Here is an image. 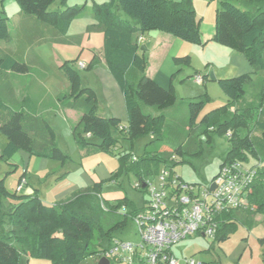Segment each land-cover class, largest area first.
I'll list each match as a JSON object with an SVG mask.
<instances>
[{
    "label": "trees",
    "instance_id": "trees-1",
    "mask_svg": "<svg viewBox=\"0 0 264 264\" xmlns=\"http://www.w3.org/2000/svg\"><path fill=\"white\" fill-rule=\"evenodd\" d=\"M15 1L27 16H34L38 23L52 25L60 39L67 20L75 10L72 8L63 16L58 10L49 9L54 0ZM93 10L99 23L91 24L87 29L102 31L104 62L124 96L127 118L125 130L118 128L122 124L119 118L104 117L96 112L94 92L91 88H80L79 75L72 65L73 61H65L60 65L71 88L68 93L61 94L58 101L64 107L81 111V126L74 128L75 137L92 148L109 152L114 151L118 143V137L111 134V127L131 142L134 138L147 134L160 135L164 124L162 111L176 102L171 87L161 86L145 73V62L141 54L143 51L140 49L142 44L137 43V34L157 29L192 43L202 44V41L192 0H107L95 4ZM119 11L128 15L135 24L121 17ZM32 25L36 26L35 22L23 24L22 29L20 27L25 40L30 41L37 36L34 33L37 27L32 28ZM8 37V17L0 11V40L5 41ZM211 39L243 54L255 70H264V0H221L215 10ZM21 57L22 55L13 52L1 54L0 71L27 73L29 67ZM173 60L189 64L190 56H175ZM92 64L93 61L90 65ZM252 80L250 72L216 79L227 102L200 117L206 94L204 98L188 100L187 123L191 134L186 144L146 151L144 155H136L135 159H132L131 151L118 153L120 165L126 171L133 172L137 181L142 184L152 178L160 166L172 169L175 154L181 157L185 154H199L201 149L196 142L199 134L218 132L225 135L230 130V148L222 162L247 161L245 152L253 155L258 162L250 191L246 195L248 206L224 211L215 218L219 224L213 236L215 242L226 239L237 222H243L255 211L264 214V168L260 167V148H264V112L258 105L260 116L255 120V125L259 134L251 138L248 127L250 107L246 109L245 106H237L245 96L244 86L252 83ZM27 99L28 97L25 98ZM29 106L32 111L25 104L14 109L0 99V158L7 159L15 151L22 149L29 155L66 159L67 156L56 145L55 133L50 124L36 114L32 104ZM143 106L152 107L156 113L145 112ZM198 117V125H195ZM90 137H94L96 141L90 140ZM7 195L0 181V264H17L20 253L26 257L36 255L51 259L54 264H79L87 256L100 257L110 239L115 233L123 231L130 216L139 210L126 197L105 203L94 187L54 205H46L37 196L25 194L17 202H12L9 207L11 211L3 210L2 199ZM15 196L13 195L14 198ZM100 203L106 207L105 212H110V217L109 213L101 211ZM122 205L127 210L119 213ZM4 218L10 222L7 227L3 226ZM103 221L107 222L105 229ZM94 231L99 233L101 241L99 248L91 250L89 243ZM102 240L106 241L104 245ZM260 242H264V239Z\"/></svg>",
    "mask_w": 264,
    "mask_h": 264
},
{
    "label": "rangeland",
    "instance_id": "rangeland-1",
    "mask_svg": "<svg viewBox=\"0 0 264 264\" xmlns=\"http://www.w3.org/2000/svg\"><path fill=\"white\" fill-rule=\"evenodd\" d=\"M106 1L54 0L49 9L58 10L60 15L66 16L75 8L61 37H74V40L58 42L61 39L57 37L52 25L46 22L38 23L34 16L24 14L15 0H0V11L8 17L9 29L8 39L0 40V55L12 52L20 54L29 67L27 73L0 71V99L14 109L25 104L31 111L29 105L32 104V99L33 110L50 124L55 133L56 145L67 156L64 160H57L29 155L25 150L19 149L7 159L0 158V181L8 194L2 199L3 210L11 211L9 207L12 202H17L19 197L25 194L37 196L46 205H54L93 187L105 203L126 197L133 201L135 206L141 207L147 193L134 188L137 178L133 172L126 171L120 165L118 153L131 151L141 156L146 151L186 144L191 134L187 123L186 102L198 97L204 98L206 94L199 117L227 102L225 94L217 84L218 78H229L243 72L251 73L253 82L244 86L245 96L237 106H245L246 109L250 107L249 134L251 138L259 134L255 120L260 116V108L264 112V70H255L250 65L249 71H240L238 57L243 54L211 39L215 10L221 0H192L199 33L204 39L202 44L192 43L157 29L142 33L145 40L140 44L147 48L141 52L145 73L154 74L166 86L170 84L176 97L175 104L162 111L164 124L160 135L147 134L136 137L131 142L111 127V134L118 137V143L115 150L109 152L92 148L79 141L73 132L75 127L81 126L79 113L72 110L68 112L58 101V97L68 93L71 88L60 65L65 61H73L72 65L79 75L80 88L93 89L98 99L104 97L103 78L110 75L106 63L95 57L90 65L92 51L102 50V31L87 28L91 24L99 23L93 10L94 5ZM113 9L115 10L114 7ZM119 15L131 20L122 11H119ZM32 22L36 24L34 27L32 25V28L37 27L34 29L37 36L28 41L25 40L20 27L22 29L23 24ZM156 33L169 35L170 39L158 37ZM184 55L190 56L189 64L174 62L173 57ZM78 59L85 63L84 68L76 66ZM195 72L204 75L202 84L194 81ZM143 110L156 113L149 106H143ZM199 117L195 125H198ZM89 139L96 141L94 137ZM196 142L201 152L197 155L185 154L183 157L175 154L172 169L186 182L207 183L216 174L219 164L230 148V141L222 133L208 132L196 136ZM260 151V167L264 168V148H260ZM245 155L250 165L258 162L249 152H245ZM20 177L25 180L24 186L21 191H15ZM13 195H16L15 198ZM247 206L248 201L242 209ZM99 208L106 211L102 203ZM105 213H109L110 217V212ZM102 223L105 229L107 222ZM9 225V220L4 218L3 226ZM115 235L132 241L139 239L131 219L127 227ZM261 239H264V214L255 211L243 222H237L228 237L220 242L213 241L210 236L198 234L176 242L171 246V250L179 259L178 264H189L185 259L190 257L203 264H264V242H260ZM100 241L101 236L94 231L89 248H99ZM102 241L104 245L106 241ZM94 263L95 260L87 256L79 264ZM17 264H54V261L36 255L26 257L20 253ZM110 264L127 263L113 260Z\"/></svg>",
    "mask_w": 264,
    "mask_h": 264
},
{
    "label": "built area",
    "instance_id": "built-area-1",
    "mask_svg": "<svg viewBox=\"0 0 264 264\" xmlns=\"http://www.w3.org/2000/svg\"><path fill=\"white\" fill-rule=\"evenodd\" d=\"M140 44L143 36L136 39ZM84 68L85 64L78 61ZM194 81L202 84L201 74H194ZM125 130V125H118ZM231 132H226L227 139ZM136 158L133 154L132 159ZM256 173V163L250 165L244 160H227L219 164L213 178L207 183L186 182L173 169L160 166L158 172L145 181L144 187L138 181L134 188L147 193V198L139 210L130 216L135 225L138 241L113 236L100 257L127 264H178L171 253L176 242L196 234L213 238L218 228L216 217L222 212L238 209L246 204ZM25 180L19 179L15 191H21ZM214 184V188L211 185ZM122 205L119 213L126 211ZM189 264H203L193 258L185 259Z\"/></svg>",
    "mask_w": 264,
    "mask_h": 264
},
{
    "label": "crops",
    "instance_id": "crops-1",
    "mask_svg": "<svg viewBox=\"0 0 264 264\" xmlns=\"http://www.w3.org/2000/svg\"><path fill=\"white\" fill-rule=\"evenodd\" d=\"M133 24H135V21H131ZM213 29H214V26H213ZM163 32V31H162ZM213 33V31H212ZM158 37H162L163 39H166V40H169L170 37L169 35H165V34H162V33H156ZM167 34V33H166ZM138 35L140 34H137V37ZM143 36V35H142ZM200 39L201 41L203 42V38L202 36L200 35ZM72 40H74V37H65V38H62L61 41H58V42H71ZM144 36H143V41H144ZM102 41H103V38H102ZM142 41V42H143ZM146 47V46H145ZM147 50V48H146ZM239 53V52H238ZM240 54V53H239ZM95 57L97 58V60H103V56H102V50H96V51H92V61H94ZM240 59H238L239 63H240V71H249V69H251L250 67V64L248 63L247 59L242 55V57H238ZM78 61H82L80 59H78L76 61V66L78 68H80L78 65H77V62ZM83 62V61H82ZM84 63V62H83ZM85 64V63H84ZM109 74L110 75H105V78H103V84L102 87H103V95L104 97L103 98H97L95 97L96 99V104H97V113L104 116V117H110V116H114V117H117L121 120V123L123 125H126L127 123V118H126V107H125V101H124V96H123V93L121 92L117 82L115 81V79L113 78L112 74L110 73V71L108 70ZM148 76L152 77L158 84H160L161 86L163 87H171L170 84H168L167 86L162 84L157 78L156 76H154V74H150L148 73L147 74ZM111 76V77H110ZM253 81V80H252ZM92 91L94 92V90L92 89ZM94 96H95V93H94ZM31 102L33 104V101L31 99ZM34 105V104H33ZM62 106V105H61ZM64 107V106H62ZM65 110H67L68 112L70 110L72 111H76L79 113V119L81 117V111L80 110H77V109H74V108H70V107H64ZM104 114V115H103ZM124 119V120H122ZM125 122V123H123ZM117 145V144H116ZM122 232V231H121ZM120 233V232H119ZM198 235V234H196ZM192 236V235H191ZM139 238V237H138ZM139 240V239H138ZM137 240V241H138ZM171 250V249H170ZM171 253L174 255L173 251L171 250ZM95 260V263L96 261L100 258V257H91ZM112 261L109 262V264L111 263ZM94 263V264H95Z\"/></svg>",
    "mask_w": 264,
    "mask_h": 264
},
{
    "label": "water",
    "instance_id": "water-1",
    "mask_svg": "<svg viewBox=\"0 0 264 264\" xmlns=\"http://www.w3.org/2000/svg\"><path fill=\"white\" fill-rule=\"evenodd\" d=\"M140 49H141V51H145L146 50L145 45H141ZM144 185L145 184L143 183L142 186L144 187ZM211 188H214V184L211 185ZM109 262H110V260L107 257L102 256L96 261L95 264H109Z\"/></svg>",
    "mask_w": 264,
    "mask_h": 264
}]
</instances>
